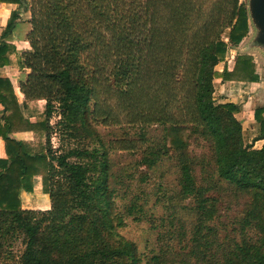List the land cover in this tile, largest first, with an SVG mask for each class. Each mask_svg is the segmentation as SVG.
<instances>
[{"label": "trees", "instance_id": "1", "mask_svg": "<svg viewBox=\"0 0 264 264\" xmlns=\"http://www.w3.org/2000/svg\"><path fill=\"white\" fill-rule=\"evenodd\" d=\"M206 1L0 0L30 12L27 51L19 53L8 40L20 25V10L0 30V68L29 71L20 85L23 101L16 81L0 76V139L6 153L0 158V264L1 259L14 260L11 264H142L135 243L118 231L124 220L115 212L111 154L124 151L140 152V164L147 168L176 154L179 195L196 203L187 248L160 249L147 264H264V144L255 146L264 139V105L254 111L260 134L246 142L236 117L239 105L218 102L214 85L215 79L261 80L249 54L217 70L247 36V10L239 0H216L207 10ZM150 77L166 98L173 96L182 116L143 121L142 127L164 128L162 144L147 151L142 145L147 139L105 141L96 126L110 125L101 121L110 114L106 93L129 102L139 81ZM57 110V127L70 131L81 146L53 150L51 121ZM17 132H32L34 140L19 141L12 137ZM192 144H204L210 154L193 158ZM206 159L228 185L229 206L246 199L247 212L236 220L232 233L237 236L230 240L231 234L222 238L211 225L224 217L217 209L220 199L212 194L218 192L195 176L194 161ZM37 175L50 196L49 210L22 208L21 192L33 191ZM20 240L18 253L14 245Z\"/></svg>", "mask_w": 264, "mask_h": 264}, {"label": "rangeland", "instance_id": "2", "mask_svg": "<svg viewBox=\"0 0 264 264\" xmlns=\"http://www.w3.org/2000/svg\"><path fill=\"white\" fill-rule=\"evenodd\" d=\"M214 2L216 0H207L204 8L207 10L211 9ZM251 3L252 0H239V5L244 4L247 10L249 31L240 45L229 50L225 61L219 64L218 69L226 64L231 67L237 55L253 54L254 59L262 55L263 58L260 57V62L257 63V66L263 72L264 49L254 46L260 28H257L253 20ZM228 34L229 31L227 30L224 37L228 38ZM19 45L20 50H24V45L22 43ZM186 64L188 68H191V61L187 60ZM153 65L154 63H152ZM151 79L150 77V79L139 81V86H136L137 88H135L129 102L127 98H111L109 93L104 94L107 104L104 107L110 109V114L103 116L101 121L107 120L110 125L98 124L96 128L105 141L136 139L137 142H140L147 139L142 144L143 151L162 144L164 138L163 126L142 127L140 126L141 123L145 120H152L156 116H177L180 118L182 115L180 111H177L176 105L178 103L173 99V96L166 98L163 95V88L160 89L155 80L151 81ZM158 79L160 82L164 81V78ZM188 82L185 83V86L183 85L185 87L184 90L187 89ZM262 83L256 90L263 88L264 75ZM253 95H255L253 105L264 101V98L259 99L257 94L253 93ZM139 96H143V98L139 99ZM236 98L231 96L224 99L232 100ZM241 100L244 102L243 97H241ZM157 110L160 111L157 113ZM104 115H107V113H104ZM59 119V110H57L52 118V124L56 132L52 135L51 139L53 150L81 146L82 143L79 139L69 136L70 131L67 133L57 127L56 124ZM129 122H133L136 125ZM82 142L87 145L90 140L83 139ZM137 145L140 146V143L135 144V146ZM207 152L208 147L204 144L200 146L192 144L189 148V154L193 158L194 156L199 157L202 153L209 155L210 153ZM140 161V152L124 151L111 154L112 172L114 173L112 183L113 187L117 189L114 193L115 212L123 216L124 220L123 225L118 227V231L126 239L135 243L142 259V264H147L149 259L154 254H157L160 249L166 251L167 249L182 250L187 248L186 246L189 245L193 237L197 217L195 200L193 198L183 200L179 195V168L176 154H169L154 168H147L141 165ZM194 162H196L194 170L198 183L200 185L210 184L212 187H215L218 193H211L220 199L217 209L224 217L215 218L211 225L220 229V236L222 238L228 234H231L228 240L231 237H236L237 234L232 233V227L236 226V220H239L246 214V199L240 198L235 200L230 207L227 198L230 193L229 191H225L228 185L220 182L212 173L213 165L208 166L209 161L207 159L204 162ZM133 205H137L138 208L142 207L143 211H139L136 208L137 210L134 209L130 213L129 209ZM173 221L174 227L171 226V222ZM14 250L18 253L22 252L23 246L21 240L20 242L17 241L14 245ZM1 260L3 264L14 262V260L9 261L8 259Z\"/></svg>", "mask_w": 264, "mask_h": 264}, {"label": "crops", "instance_id": "3", "mask_svg": "<svg viewBox=\"0 0 264 264\" xmlns=\"http://www.w3.org/2000/svg\"><path fill=\"white\" fill-rule=\"evenodd\" d=\"M17 10H20L22 13L20 25L18 29L15 31V33L8 38V40L15 43L19 49V53H22L29 49V45L26 41V35L30 30V24L28 23V20L30 19V12L21 10L20 6L17 4H12V3L0 4V30H2L7 25L12 12ZM20 43L24 45L23 46L24 50H20L19 48ZM260 57L263 58L262 55H260ZM260 57L254 59L256 63V72L261 79L260 82L246 83V82H237V81H223L222 79L214 80L215 94L219 95L217 97L218 102H233L239 105L240 111L236 115V117L241 121L243 125L244 138L247 142H252L260 134V126L255 121L254 111L257 107L263 106L264 101L253 105V100L255 97L253 93L257 94V97L259 96V99L264 98V86L263 88L256 90L258 89V87L261 86L264 75V68H262L263 70L262 72L261 68H258L257 66V63L260 62ZM218 66H217V70L221 72L224 66L219 69ZM28 74L29 71L27 69L19 70L14 66H6L0 68L1 77L11 78L16 81L17 89L19 91L21 101L24 100V96L20 93V85L27 81ZM231 96L237 98L232 100L224 99ZM241 97L244 98V102H242ZM44 103H45L44 101L40 102V104H44ZM2 114H3V107L0 105V118L2 117ZM31 120L34 121L35 117H33ZM12 137H14L19 141H25V142L34 140V135L32 132H17L14 133ZM263 144H264V139L255 141L256 147H261ZM0 158H6L4 141L1 139H0ZM21 200H22V208L25 210L45 211L51 208L50 196L43 192L42 177L40 175L35 176L33 179L32 192H26V191L21 192Z\"/></svg>", "mask_w": 264, "mask_h": 264}, {"label": "water", "instance_id": "4", "mask_svg": "<svg viewBox=\"0 0 264 264\" xmlns=\"http://www.w3.org/2000/svg\"><path fill=\"white\" fill-rule=\"evenodd\" d=\"M251 13L257 28H260L254 46L264 49V0H252Z\"/></svg>", "mask_w": 264, "mask_h": 264}]
</instances>
